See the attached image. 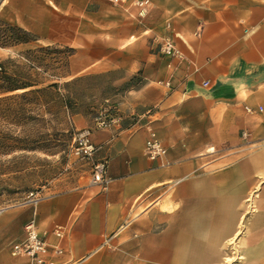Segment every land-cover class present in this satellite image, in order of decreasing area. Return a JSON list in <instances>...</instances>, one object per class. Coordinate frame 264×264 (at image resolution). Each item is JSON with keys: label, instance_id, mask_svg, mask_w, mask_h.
<instances>
[{"label": "crops", "instance_id": "1", "mask_svg": "<svg viewBox=\"0 0 264 264\" xmlns=\"http://www.w3.org/2000/svg\"><path fill=\"white\" fill-rule=\"evenodd\" d=\"M0 18L36 36L11 49L72 48L66 78L134 80L102 102L107 128L73 118L95 151L61 187L0 208V264H29L10 254L29 220L63 249L54 264H264V0H0ZM147 125L163 158L144 153Z\"/></svg>", "mask_w": 264, "mask_h": 264}, {"label": "rangeland", "instance_id": "2", "mask_svg": "<svg viewBox=\"0 0 264 264\" xmlns=\"http://www.w3.org/2000/svg\"><path fill=\"white\" fill-rule=\"evenodd\" d=\"M9 47L0 48V65L10 79L1 78L0 84L38 82L42 87L56 82L57 86L39 93L22 95L31 88L27 87L0 95V208L24 202L30 192L61 187L62 176L79 160L70 147L76 130L73 118L83 115L95 122L104 99L134 83L113 85L116 76L110 73L66 78L65 46ZM252 209L248 200L247 210ZM230 255L226 260L239 258L237 251Z\"/></svg>", "mask_w": 264, "mask_h": 264}, {"label": "built area", "instance_id": "3", "mask_svg": "<svg viewBox=\"0 0 264 264\" xmlns=\"http://www.w3.org/2000/svg\"><path fill=\"white\" fill-rule=\"evenodd\" d=\"M118 3L126 0H111ZM136 5L146 3V0H134ZM159 50L166 55H174L181 57L182 53L175 46L171 37L165 36L159 43ZM208 83L205 80L203 84ZM246 111L253 112L249 107H245ZM111 108H106L98 112L94 122L95 128H107L112 121ZM92 127H83L76 129L72 135L71 152L77 158L87 159L92 156L95 151V144L91 140ZM147 137L144 142V153L150 160L163 158L167 152L166 146L158 138L156 131L147 125ZM106 164L104 161L97 162L92 167V180L105 183L107 177L105 175ZM52 232L57 237H62L63 231L60 227H54ZM63 249L59 245H50L43 234H40L33 222L29 220L23 225V236L10 245V254L12 256L26 257L29 264H54L50 258L51 254L59 255Z\"/></svg>", "mask_w": 264, "mask_h": 264}, {"label": "trees", "instance_id": "4", "mask_svg": "<svg viewBox=\"0 0 264 264\" xmlns=\"http://www.w3.org/2000/svg\"><path fill=\"white\" fill-rule=\"evenodd\" d=\"M0 24L5 26L3 28H0V46L1 47H8V46L16 45L21 42H28V41L36 40L35 34L15 24L9 23L4 20H0ZM65 49L67 52V56L72 54L73 52L72 48L66 47ZM26 52H29V50H27ZM0 74H1L0 79L1 78H3L4 80L10 79V76L5 74L4 69L2 68L1 65H0ZM38 85H39L38 82H21V83L6 82L5 84H0V95H3L7 93L8 91H12V90L19 89V88L23 89L27 87H31V88L23 91L22 95L25 93H39V92L44 91L46 88L56 87L57 83L52 82L42 87H39Z\"/></svg>", "mask_w": 264, "mask_h": 264}]
</instances>
